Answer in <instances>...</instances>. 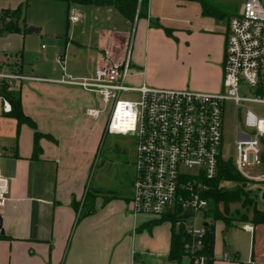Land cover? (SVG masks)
I'll use <instances>...</instances> for the list:
<instances>
[{
	"label": "crops",
	"instance_id": "1",
	"mask_svg": "<svg viewBox=\"0 0 264 264\" xmlns=\"http://www.w3.org/2000/svg\"><path fill=\"white\" fill-rule=\"evenodd\" d=\"M28 1L0 0V13L22 7L21 31L0 36V68L46 79L8 86L33 126L18 124L9 113H3L5 97L0 95V174L9 181L7 199L0 207V264H172L167 259L171 223L163 221L149 229L147 224L157 218L133 215L127 205L131 185L125 193L120 185L115 189L110 184L105 189L101 182L91 192L87 189L91 161L104 129L88 135L83 126L96 124L101 116L93 120L85 111L101 108L103 103L81 87L50 81L63 74L91 77L96 64L108 59L106 51L112 60L120 58L113 51L116 48L122 53L129 34H121L116 27L104 29L103 18L94 14H111L112 7L92 6L96 10L89 11L95 16L92 24L86 14L89 6H72L79 17L72 27L80 28L83 36L73 33L68 37L69 11L64 0H33L30 5ZM36 4L42 8L33 15L27 10ZM201 12L195 1L148 0L147 18L137 20L139 49L131 52L128 82L218 93L227 25ZM29 27L36 31L28 32ZM62 29L65 33L61 35ZM33 38H45L50 49L40 44L32 51L28 42ZM169 62L182 65L184 76H163L160 69ZM35 133L39 135V152L33 158ZM85 196L93 201V212L77 220L80 211L75 206L82 204ZM204 223L211 224L210 220ZM218 223L223 230L240 224L212 223V264L218 259Z\"/></svg>",
	"mask_w": 264,
	"mask_h": 264
},
{
	"label": "built area",
	"instance_id": "2",
	"mask_svg": "<svg viewBox=\"0 0 264 264\" xmlns=\"http://www.w3.org/2000/svg\"><path fill=\"white\" fill-rule=\"evenodd\" d=\"M71 22L78 15L70 9ZM222 62V91L206 93L190 89H167L145 84L132 85V37H128L120 58L96 64L91 77L69 74L56 80L60 84L78 86L97 95L103 107H89L85 114L97 120L108 107L103 134L131 136L135 139L134 177L127 205L133 215H149L182 227L186 257L204 264L205 227L195 229L186 218L196 219L204 212L207 201L200 197L204 181L216 177L222 157L223 112L225 101L236 108L246 102L264 104V6L262 0H244L238 12L226 23ZM118 52V51H117ZM59 62H62L58 59ZM29 77L13 69L0 68V84L11 86ZM241 86L254 87L257 97L239 95ZM132 93L121 99L122 93ZM244 126L235 125V158L232 162L242 175L246 169L258 167L263 174L248 177L264 183L261 153L264 150V115H256L245 107ZM3 113H11V102L2 98ZM192 171V172H191ZM9 181L0 174V207L5 204ZM190 208V215H186Z\"/></svg>",
	"mask_w": 264,
	"mask_h": 264
},
{
	"label": "rangeland",
	"instance_id": "3",
	"mask_svg": "<svg viewBox=\"0 0 264 264\" xmlns=\"http://www.w3.org/2000/svg\"><path fill=\"white\" fill-rule=\"evenodd\" d=\"M209 3L214 5H219L221 7L227 8L233 12V14L238 12L242 2L244 0H208ZM34 3L33 0H29L28 4ZM262 4L264 6V0H262ZM41 4L34 5L31 10V14L35 15L41 11ZM57 6V4H56ZM92 6L87 7L90 10H83L88 15V20L94 23V14L97 17L103 18V28L104 29H111L116 27V30L121 34H129L128 37H132V52L136 50L138 52L139 45H138V36L135 37L137 21L131 23L126 20L120 13L116 10L111 11V14H107V12H94L92 14L91 8ZM53 9V8H52ZM86 9V8H83ZM98 11H105V10H98ZM71 16V11L69 12ZM10 11H4L0 13V27H2L5 21H8L11 17ZM94 16V17H93ZM109 18L106 20V18ZM158 19V18H157ZM66 18H63L65 21ZM153 21H157L156 18H153ZM159 21V20H158ZM223 21V20H222ZM225 22V21H224ZM95 24V23H94ZM222 24V23H221ZM69 28L67 32V36L70 37L71 34H75L77 36H83V33L80 28L76 30L72 27V22L69 19ZM86 30L85 36L87 37ZM65 33V29H62L61 35ZM73 34V35H74ZM126 35L123 37L125 38ZM78 37V38H79ZM128 37H126V42L128 41ZM135 37V41H134ZM115 43H118L115 41ZM44 44L49 48L50 42L45 38L40 39L39 41L33 38L28 42V47H31V50L34 51L38 45ZM124 43H122V47ZM118 51V52H117ZM115 53V57L120 54L119 50L116 48L113 51ZM164 69H160L162 71L163 76H184L185 68L182 65H176L166 63ZM219 92L222 91L221 83L218 85ZM239 95L242 97L248 98H255L257 97V92L254 87L250 86H241L239 89ZM132 93H122L120 96L121 99H130L132 98ZM245 107L249 109L252 113L256 115H264V104H258L254 102H246ZM103 104H101V107ZM245 107L243 108H236L232 101H225L224 103V112H223V143L221 148L222 157L226 158L227 160H231L234 162L235 158V125H239L241 131H250L249 128H245L244 126V115H245ZM1 108V106H0ZM109 107L107 111L101 115L100 120L96 121V124L88 123L85 126L86 133L89 135L91 131H97L99 134L105 128L107 115H108ZM92 128L90 131L89 129ZM95 129V130H94ZM9 132V129L7 130ZM89 142V140H88ZM89 144V143H88ZM115 146L118 147L119 150L115 151ZM96 156L92 158L90 171L88 174L87 179V189L91 192L99 182L102 183L103 188H107V185L113 186L115 185V189L117 186L120 185L121 190L123 193L127 189H129L133 177H134V168L131 166L132 160L134 159V149H135V139L131 136H120V135H111V134H103L101 137L99 144L96 147ZM192 172V171H191ZM239 173V172H238ZM245 174L248 177H259L262 176L263 172L258 167H252L245 170ZM241 179L243 180L242 185L246 190H252L255 192L253 194V199L258 207L259 210H264V201L261 200L259 194L255 191V189L262 188L264 189V183L256 182L257 179L250 180L245 175L239 173ZM224 189H229L231 187H235V182L230 181H222L219 184ZM85 198V197H84ZM78 211L82 210V206L78 203ZM237 207L236 204H230L229 211L230 214L227 215L228 219H231L228 222V225H233V222H240L235 223L237 226H233L231 228L224 229L222 228L221 224H217L215 236H216V244H215V255L217 256L216 264H239V262L243 264H264V224L254 225L253 223L249 222V224H242L245 222L238 221L240 214H235L233 211ZM224 205L220 203L218 205V209L221 212H224ZM214 207L211 202H208L206 205L205 210L202 213H199L196 219L193 218H186V224L192 225L195 229H199L202 224L206 221L210 220V223H214L215 221L212 219V214H214ZM241 213H245L244 209L240 210ZM222 221V220H221ZM241 227H239V226ZM171 226L175 228V231L180 228L176 227L174 223H171ZM222 228V229H221ZM184 251V250H183ZM202 254V253H201ZM203 255V254H202ZM204 256V255H203ZM205 257V256H204ZM196 261V259H195ZM192 257H186L184 252V257L182 259L181 264H196ZM206 262V257L204 260V264Z\"/></svg>",
	"mask_w": 264,
	"mask_h": 264
},
{
	"label": "trees",
	"instance_id": "4",
	"mask_svg": "<svg viewBox=\"0 0 264 264\" xmlns=\"http://www.w3.org/2000/svg\"><path fill=\"white\" fill-rule=\"evenodd\" d=\"M68 6V11L72 6H95V7H112L118 13H120L126 20L133 23L140 18H147L148 12V0H64ZM185 1H195L201 5L202 15L211 16L218 21H225L227 23L229 17L233 15L231 10L221 7L219 5H214L209 3L208 0H185ZM11 18L8 21H5L0 27V36L5 33L20 32L19 20L22 13V7H18L14 11L10 12ZM168 33V30L165 29ZM1 65V64H0ZM0 95L7 98L13 104V111L10 114L18 124L23 122L28 123L33 126V123L29 121L27 117L22 114L21 105L19 98L14 96L11 91L8 90V85H0ZM39 135L35 133L34 135V145H33V155L36 157L39 152V146L37 144V139ZM261 165L264 168V150L261 153ZM222 181L235 182L236 186L229 189H224L219 184ZM243 180L241 179L238 171L236 170L234 164L231 160H221L219 162L218 173L215 178L210 180H205L204 184L206 188L200 192V197L211 204L214 207V214H212V219L222 220L225 225H228V222L231 219H228L227 215L230 214L229 211L230 204H236L237 207L234 209L235 214H240L239 220L241 222H251L254 225L264 224V212L257 209L254 202L253 194L255 192L251 190H246L242 185ZM222 203L224 205V212L219 211L218 205ZM79 204L75 206V209L78 210ZM82 210L78 214L77 220L80 217H84L87 214L93 212V201L88 200L87 196L83 199L81 204ZM241 209H244L246 212L241 213ZM164 221L155 220L152 223H148L147 227L150 229L155 224H160ZM173 228V227H172ZM185 241V234L182 227L176 232L173 228L171 235V244L170 252L167 257L168 261L172 264H181L184 257L183 244ZM213 243H214V233L213 225L209 224L205 228V237H204V247L201 253L206 257L205 264H212L213 260Z\"/></svg>",
	"mask_w": 264,
	"mask_h": 264
},
{
	"label": "water",
	"instance_id": "5",
	"mask_svg": "<svg viewBox=\"0 0 264 264\" xmlns=\"http://www.w3.org/2000/svg\"><path fill=\"white\" fill-rule=\"evenodd\" d=\"M34 31H36L35 28H33V27H29V28H28V32H34ZM114 150L117 151V150H116V147L114 148ZM251 191H252V190H251ZM255 191L259 194L261 200L264 201V189H262V188H258V189H255ZM185 214H186L187 216L190 215V208L187 209V211H186ZM203 226H204L205 228L208 227V223H204ZM0 232L2 233V231H1V217H0Z\"/></svg>",
	"mask_w": 264,
	"mask_h": 264
},
{
	"label": "flooded vegetation",
	"instance_id": "6",
	"mask_svg": "<svg viewBox=\"0 0 264 264\" xmlns=\"http://www.w3.org/2000/svg\"><path fill=\"white\" fill-rule=\"evenodd\" d=\"M115 147H116V150H119L117 146H115ZM133 162H134V159H133L132 162L129 163V164H131V166H133Z\"/></svg>",
	"mask_w": 264,
	"mask_h": 264
}]
</instances>
